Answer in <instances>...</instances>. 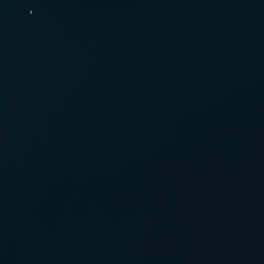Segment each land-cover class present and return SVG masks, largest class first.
Instances as JSON below:
<instances>
[{
    "label": "water",
    "instance_id": "water-1",
    "mask_svg": "<svg viewBox=\"0 0 264 264\" xmlns=\"http://www.w3.org/2000/svg\"><path fill=\"white\" fill-rule=\"evenodd\" d=\"M0 264H264V0H0Z\"/></svg>",
    "mask_w": 264,
    "mask_h": 264
}]
</instances>
